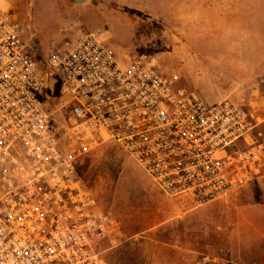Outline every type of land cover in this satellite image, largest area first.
I'll return each instance as SVG.
<instances>
[{
  "label": "built area",
  "instance_id": "1",
  "mask_svg": "<svg viewBox=\"0 0 264 264\" xmlns=\"http://www.w3.org/2000/svg\"><path fill=\"white\" fill-rule=\"evenodd\" d=\"M44 64L0 10V264H103L97 245L115 243L120 226L78 165L106 143L194 207L264 177L263 97L207 104L151 57L92 33Z\"/></svg>",
  "mask_w": 264,
  "mask_h": 264
},
{
  "label": "rangeland",
  "instance_id": "2",
  "mask_svg": "<svg viewBox=\"0 0 264 264\" xmlns=\"http://www.w3.org/2000/svg\"><path fill=\"white\" fill-rule=\"evenodd\" d=\"M42 63L90 33L207 104L264 98V0H0ZM258 92H257V91ZM257 93V96H256ZM84 187L119 223L103 264H264V177L201 207L166 197L116 144L78 165Z\"/></svg>",
  "mask_w": 264,
  "mask_h": 264
},
{
  "label": "crops",
  "instance_id": "3",
  "mask_svg": "<svg viewBox=\"0 0 264 264\" xmlns=\"http://www.w3.org/2000/svg\"><path fill=\"white\" fill-rule=\"evenodd\" d=\"M167 264H178V263H175V262H168ZM193 264V263H192ZM194 264H203V263H194ZM212 264H223L221 262H214ZM232 264V263H231Z\"/></svg>",
  "mask_w": 264,
  "mask_h": 264
},
{
  "label": "water",
  "instance_id": "4",
  "mask_svg": "<svg viewBox=\"0 0 264 264\" xmlns=\"http://www.w3.org/2000/svg\"><path fill=\"white\" fill-rule=\"evenodd\" d=\"M77 2H80L81 0H76Z\"/></svg>",
  "mask_w": 264,
  "mask_h": 264
}]
</instances>
